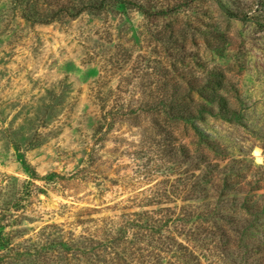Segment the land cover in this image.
<instances>
[{"label":"rangeland","instance_id":"obj_1","mask_svg":"<svg viewBox=\"0 0 264 264\" xmlns=\"http://www.w3.org/2000/svg\"><path fill=\"white\" fill-rule=\"evenodd\" d=\"M96 1L0 0V264H264V0Z\"/></svg>","mask_w":264,"mask_h":264},{"label":"trees","instance_id":"obj_2","mask_svg":"<svg viewBox=\"0 0 264 264\" xmlns=\"http://www.w3.org/2000/svg\"><path fill=\"white\" fill-rule=\"evenodd\" d=\"M120 0H98L95 3H88L86 4L83 8L86 10H103L106 5L108 3H114V2H118ZM131 3V2H130ZM221 9L223 10V12L228 15L230 18L234 19V20H238L241 22H247L252 20L253 23H255L257 26H263V24L261 23V18L262 16L259 17H255V18H249L247 12H245L244 10H239L237 12L231 10L230 8L225 7L223 4H220ZM138 7H140L142 13H146L145 8L142 5H139ZM262 13V12H261ZM180 153L182 154V156H188L190 155V152L188 151L186 146H182ZM201 161H203V159H201ZM220 177L218 178V174H215L214 176L211 177H201V176H197L194 177V182H196L194 185H192V193H194V201L197 202L199 201L198 199H201L200 197H202V199H211L215 198V202L214 205L216 207L222 206V202L221 200H219V191L222 187H226V183L223 186L218 187V183L222 182V181H227V175H228V171L226 172H220L219 173ZM223 176L225 178H223ZM200 180V182H199ZM202 185H208V186H203ZM214 190V192H213ZM212 192L213 195L209 196V193ZM196 193H198L196 195ZM201 195V196H199ZM228 196V195H227ZM225 207V206H224Z\"/></svg>","mask_w":264,"mask_h":264}]
</instances>
